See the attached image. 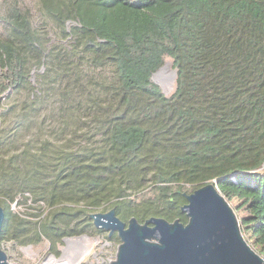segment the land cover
Segmentation results:
<instances>
[{
	"label": "trees",
	"instance_id": "16d2710c",
	"mask_svg": "<svg viewBox=\"0 0 264 264\" xmlns=\"http://www.w3.org/2000/svg\"><path fill=\"white\" fill-rule=\"evenodd\" d=\"M39 1L73 42L54 57L86 56L95 67L110 63L115 82L98 85L106 100L91 101L102 144L86 159L63 156L46 192L51 217L30 241L80 233L76 224L85 212L103 204L140 219L147 214L186 223L179 208L167 212L176 196L182 199L176 191L217 180L243 236L264 258V0ZM32 20L18 0L0 14V105L29 85L31 70L47 59L48 38ZM168 59L176 77L167 96L150 78ZM70 73L61 70L60 77L74 87ZM48 158L26 160L37 178ZM8 168L27 189L14 176L13 160L0 161V171ZM14 202L12 191L0 192L1 234L21 242L24 222Z\"/></svg>",
	"mask_w": 264,
	"mask_h": 264
},
{
	"label": "rangeland",
	"instance_id": "374dc122",
	"mask_svg": "<svg viewBox=\"0 0 264 264\" xmlns=\"http://www.w3.org/2000/svg\"><path fill=\"white\" fill-rule=\"evenodd\" d=\"M10 1L0 0V14L4 13ZM18 1L30 8L33 24L48 38L46 43L48 56L44 65L31 70L30 84L9 94L0 105V161L13 160L16 169L19 170L14 176L15 178L18 176L27 188L24 189L17 179H11L10 174L13 170L8 168L0 171V192L3 190L13 192L17 198V202L11 204L13 211L26 225L36 230V226L39 228L40 223L48 221L51 217L53 207L48 203L46 192L47 188H50L49 180H52L60 166L65 163L63 156H71V159L68 158L70 162L75 158L86 159L89 152L96 151L102 144V135L97 123L92 119L95 110L91 106V101L107 99V94L98 85L114 83L115 73L112 64L95 67L84 55L83 58H80V55L71 57L68 61L56 59L54 55L58 52L71 50L72 40L61 36L58 25L41 10L39 0ZM166 63L171 61L168 59L164 64ZM67 68L69 70H66ZM169 69H172L171 65ZM61 70L71 71L69 75H75L74 79L78 84L74 87L72 84L66 86V80L60 77ZM171 78L169 72H163L155 77L156 85L161 90H166L164 83ZM173 89L172 81L167 96ZM43 144L48 146L44 152L41 149ZM25 152L28 155L23 157ZM42 153L48 154V160L51 162L45 173L37 178L36 172L27 166L26 160L29 157L37 159ZM22 199L24 203L20 202ZM62 201L69 203L65 198ZM69 204L71 208H80L78 202ZM103 208L94 209L89 213L102 212ZM84 235L89 238L88 243H84L89 251L102 250V254H106L112 260L115 259L116 243L102 246L101 242L93 241L92 235L83 232L63 236L60 240L57 238L51 240L45 238L41 242L8 240L3 241L1 246L10 255L19 259L21 264H34L27 258L25 248L30 247L33 251L40 252L41 256L47 248L46 253L51 252L58 257L62 248L66 246L64 238L82 239ZM85 257L82 264H92L90 256L88 255L86 259ZM102 258L103 262L98 264H108V259L104 255ZM37 261L38 263H35L39 264L40 260ZM87 261L89 262L86 263Z\"/></svg>",
	"mask_w": 264,
	"mask_h": 264
},
{
	"label": "water",
	"instance_id": "95a60500",
	"mask_svg": "<svg viewBox=\"0 0 264 264\" xmlns=\"http://www.w3.org/2000/svg\"><path fill=\"white\" fill-rule=\"evenodd\" d=\"M166 66L167 63L151 75L155 84V77L163 72H169L174 82L176 72L165 70ZM162 92L168 94L166 90ZM184 196L186 204L181 212L186 223L151 216L143 223L132 217L125 226L114 209L106 214L91 213L89 218L95 227L110 233L117 231L120 240L113 261L102 255L110 264H264V258L243 236L237 215L218 189L217 180ZM3 219L0 207V232ZM0 264H9L1 245Z\"/></svg>",
	"mask_w": 264,
	"mask_h": 264
},
{
	"label": "flooded vegetation",
	"instance_id": "af4514ba",
	"mask_svg": "<svg viewBox=\"0 0 264 264\" xmlns=\"http://www.w3.org/2000/svg\"><path fill=\"white\" fill-rule=\"evenodd\" d=\"M176 193L182 198H178L179 201H177V196L175 198V201H174V198H170V201H174V204L172 206H168L167 208V212L168 210L170 211L171 208H174V207H177L180 209L181 211V208L184 204H186V199H185V196L184 194H189L191 192H185V191H181V190H177ZM107 204H110L109 202ZM104 206H106V204H103L102 207L100 208H103ZM138 208H141L143 209L142 207H138ZM111 209H114L115 210V215L122 221L124 222L125 226H127L130 218L134 217L135 219H137L138 222L140 223H143L146 219H148L149 217L151 216H156V217H160V216H157V215H147L145 214L144 215V218L140 219L139 217H136V215L134 214H128L126 211V209H128L127 207H124L122 208L124 210V212L126 213H121L120 211H118L114 206H109V207H105L103 208V211L102 212H97V213H107L109 210ZM92 213V212H91ZM89 212H85V214L83 215V218L82 220L78 221V224H76L79 228H80V231L83 232V233H88L90 235L93 236V241L95 243H99L101 242L102 243V246H111V244H114L116 243L118 247L119 243H120V240H119V237H118V233L117 231H114L112 233H110L109 231H106L104 229H101L99 227H95L93 225V219L89 218V215L91 214ZM126 214V215H125ZM163 218V217H161ZM3 224H4V219H3V222H2V226H1V232H2V228H3ZM59 226H64L63 223H58ZM73 225V223H72ZM23 228L25 229L23 232V234L19 237L21 241H30L31 239H33L35 237V231H34V228L31 227V226H28L26 225V223L23 224ZM15 229V227L13 226V230ZM0 232V245L3 244V241H8V240H16V239H3L2 237V234ZM11 232L8 231V233ZM21 231L18 232V234L22 233ZM12 233V232H11ZM17 234V235H18ZM84 237H87V235H84L82 238ZM52 238L55 239V237L52 235ZM67 238H64V240L66 241ZM63 240V242H64ZM76 242H73L72 244H75L77 242H80V238L79 239H75ZM17 241V240H16ZM74 241L73 239L70 240L69 244ZM98 241V242H97ZM2 247V246H1ZM4 249V247H2ZM25 250H27V248H25ZM116 251H117V248H116ZM7 253V252H6ZM87 254H89L90 256V261H92V264H98L100 262H103V258H102V250H99V251H86ZM116 255V254H115ZM88 256V255H87ZM86 256V257H87ZM85 257V259H86ZM84 262V261H83ZM89 261H87L86 263H88Z\"/></svg>",
	"mask_w": 264,
	"mask_h": 264
},
{
	"label": "built area",
	"instance_id": "2783aa9c",
	"mask_svg": "<svg viewBox=\"0 0 264 264\" xmlns=\"http://www.w3.org/2000/svg\"><path fill=\"white\" fill-rule=\"evenodd\" d=\"M72 239L75 240V238L66 239V246L62 248L61 254L58 257L51 252L46 253L47 248H45L42 253L43 256H41L40 252L33 251L30 247H27L25 253L27 258L31 262H34V264L38 263L37 260H40L39 264H72L73 262L74 264H82L84 257L89 254H87L79 244L75 243L76 245L73 244L69 246V242ZM7 260L9 264H21L19 259L16 257L13 258L8 252ZM110 260L113 261L112 259ZM108 264H110L109 261Z\"/></svg>",
	"mask_w": 264,
	"mask_h": 264
},
{
	"label": "bare ground",
	"instance_id": "6f19581e",
	"mask_svg": "<svg viewBox=\"0 0 264 264\" xmlns=\"http://www.w3.org/2000/svg\"><path fill=\"white\" fill-rule=\"evenodd\" d=\"M167 68L169 69V66H168V63H167V66L165 67V70H167ZM172 80H173V77L171 78ZM171 79L169 80V81H165V83H164V87H165V89H166V91H168V90H170V88H171V83H172V81H171ZM88 240H89V238L88 237H84V238H82L81 240H80V242H77L76 244H79L82 248H83V250L86 252V251H88V246L86 247L85 245H84V243L86 242V243H88ZM73 242H76V240H74V241H72L70 244H69V246H72L73 244ZM98 242V241H97ZM91 243V242H90ZM75 244V245H76ZM90 250V249H89ZM72 264H74V262L72 263Z\"/></svg>",
	"mask_w": 264,
	"mask_h": 264
},
{
	"label": "crops",
	"instance_id": "0c3cea01",
	"mask_svg": "<svg viewBox=\"0 0 264 264\" xmlns=\"http://www.w3.org/2000/svg\"><path fill=\"white\" fill-rule=\"evenodd\" d=\"M13 258H15L13 255H12Z\"/></svg>",
	"mask_w": 264,
	"mask_h": 264
}]
</instances>
